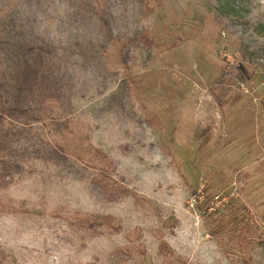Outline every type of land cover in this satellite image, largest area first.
Wrapping results in <instances>:
<instances>
[{"label": "rangeland", "instance_id": "obj_1", "mask_svg": "<svg viewBox=\"0 0 264 264\" xmlns=\"http://www.w3.org/2000/svg\"><path fill=\"white\" fill-rule=\"evenodd\" d=\"M70 1L0 0L60 79L5 121L0 264H264V0H101L109 27Z\"/></svg>", "mask_w": 264, "mask_h": 264}, {"label": "trees", "instance_id": "obj_2", "mask_svg": "<svg viewBox=\"0 0 264 264\" xmlns=\"http://www.w3.org/2000/svg\"><path fill=\"white\" fill-rule=\"evenodd\" d=\"M33 1V0H32ZM40 3L41 0H34ZM92 6L95 15L104 26L109 27L110 19L106 8V2L101 0H86ZM76 7H82V0H71ZM222 11L224 9H221ZM20 21V22H19ZM18 18L12 19L14 34L2 35L0 27V184L6 183L8 178L23 170L21 163L13 159L16 148L13 145L12 136L15 132L11 128H5L7 119L12 122L28 124L30 119H37L35 112L46 110L45 108L59 100L58 92L50 93L49 84H58V80L52 68L49 67L51 56L50 46L46 41L37 43L27 41L21 33L24 23ZM146 43H152L151 39L143 36ZM115 41V40H114ZM132 38L124 41L118 39L114 42L118 51V58L124 67H128V54L130 44H134ZM9 70H6L8 69ZM63 147H46L47 154H52L56 160H68V155L63 152ZM39 151V150H38ZM43 153V154H46ZM52 158V157H51ZM50 158V159H51ZM98 219H83V227L93 229L99 224L114 226L113 218L96 217ZM90 223V225H88ZM166 245H162V249Z\"/></svg>", "mask_w": 264, "mask_h": 264}]
</instances>
